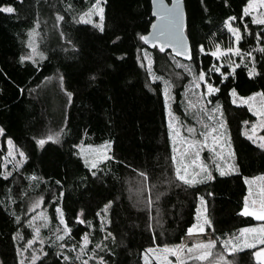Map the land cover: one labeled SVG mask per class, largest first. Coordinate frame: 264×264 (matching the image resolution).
<instances>
[{"label":"trees","instance_id":"1","mask_svg":"<svg viewBox=\"0 0 264 264\" xmlns=\"http://www.w3.org/2000/svg\"><path fill=\"white\" fill-rule=\"evenodd\" d=\"M91 2L0 0V5L15 9L11 14L0 12L2 141L11 138L27 157L16 180L0 177V264H18L20 255L16 250L20 248L22 252L31 236L24 225L28 215L25 200L30 195L41 198L49 217L48 227L40 230L47 256H41L36 264H61L62 257L55 255L57 251L75 257L71 249H79L84 233H89V255L96 243H102L110 251L96 250L97 255L103 256L108 264H144L147 247L181 241L195 221L198 197L204 198L207 219L212 225L206 226V230L220 238L218 244L226 235L256 221L253 216L241 214L246 193L244 178L264 173V150L242 135L248 125L243 121L250 124L254 115L245 105L233 104L229 95L233 88L242 97L264 92V54L255 50L264 46L262 27L252 24L249 16H244L243 21L239 19L247 0H184L187 18L184 31L196 53L194 62L182 60L169 51L161 53L139 40L138 34L144 35L153 20L150 0H104L103 31L76 21ZM57 15L63 17L59 23ZM229 16L237 17L232 24L240 28L243 36L238 48L242 53L252 51V57L244 55L245 63L240 60L225 82L214 77L220 91L211 97V105L218 101L222 107L239 170L224 176L214 173L213 180L192 186L179 184L171 165L172 142L163 82L149 77L142 51L152 52V71L156 76L169 77L166 76L169 68L174 66L175 72L187 81L191 75L176 67L174 61L191 63L197 73L208 72L214 59L209 54L201 55L198 46L207 49L213 43L228 46L230 36L223 21ZM37 22L45 56L37 62H21L27 50L28 33ZM245 23L247 33L243 30ZM257 33L262 34L259 40ZM253 60L261 74L250 78L247 71ZM50 77H54L51 82ZM66 92H72L71 100ZM171 92V110L188 118L184 83H174ZM49 135L54 139L48 140ZM37 139L45 140L43 146L37 145ZM106 141L111 142L109 155L114 159L103 161L90 171L77 145L80 142L99 145ZM92 171L97 173L95 177ZM140 171L148 173V186L142 185ZM33 175L37 179L29 180ZM57 180L61 181L59 185ZM148 198L154 201L150 210ZM108 201L113 203L105 213ZM58 204L72 230L64 241L69 247L63 250L53 245V233L63 226L55 211ZM98 212L101 216H97ZM78 213L82 220L91 222V228L76 221ZM17 216L19 222L15 220ZM102 218L110 221L104 225L106 231H101ZM107 232L112 237L105 239ZM253 251L243 249L229 256L233 264H258ZM89 255L71 264H82ZM89 264H96V260L90 259ZM149 264L157 263L151 260Z\"/></svg>","mask_w":264,"mask_h":264},{"label":"snow or ice","instance_id":"2","mask_svg":"<svg viewBox=\"0 0 264 264\" xmlns=\"http://www.w3.org/2000/svg\"><path fill=\"white\" fill-rule=\"evenodd\" d=\"M104 0H93L91 2L90 7L84 12H82L79 16V21L85 24H90L95 28H98L100 31L104 30V19H105V9L102 6ZM153 4H157V0H153ZM258 9H264V0H247L246 5L243 7V16L239 19L243 21L244 16L251 15V23L256 25H264V11H257ZM15 11L14 7L11 5H0V12L11 14ZM156 20L152 23L153 32L148 33L147 35L138 34L139 40L143 41L145 44H151L153 47H158L161 53L165 52L167 47H171L173 52L178 56L185 57L188 61L194 62L196 53L186 42L187 37L185 35V22H184V12L181 7L180 0H172V5L166 6L163 4V0H159V5L156 10L153 12ZM93 17H98L99 20L95 21ZM62 16H57V20H62ZM237 20L235 16H229L223 21L224 28L227 29V32L231 34L234 38L233 43L237 44L242 39L243 36L241 34V30L238 27L233 26L232 21ZM244 32H248V25L244 24ZM32 35V32L29 33ZM257 39L262 38L261 33L256 34ZM29 47L32 50L33 54H39L41 57L42 53H37L36 48L32 43L29 44ZM256 51H260L264 54V46H260ZM198 51L201 55L209 54L211 57L217 60H223V63H227L229 67V72L221 71V66L213 65L209 68L208 72L203 70L198 73L192 68L191 63L189 64H177L176 67L183 68L185 72L193 77L191 81V86L195 89H199L202 86L206 89L205 92L202 93L203 97H206V100H197L196 103L189 101V107L195 108L199 105V111L202 112L209 121H214L216 126H210L205 124V130L201 131L199 135L203 137V139H196V131L194 127H188L186 131L190 134V137H185L182 140L184 150L179 153V157L177 156V148H172V165H173V175L175 180L182 182L184 185L192 186L196 183L203 181H211L214 179L212 171L208 167V165L200 163V151L198 148L207 147L211 153L214 154V158H219L220 160L225 159V151L227 149H231L230 138L226 137L225 129L227 127L226 120L224 119V113L219 102H216L215 107L211 108L212 115L208 114V109L205 107V104L210 105L212 103L211 97L215 95V93L220 91V88L212 82H209V77L212 73H218L221 78L220 82L223 83L224 79L234 73L236 65L229 57L228 54L231 53L233 55L241 56V63H245L244 55L252 57V51H248L247 53L241 54V50L238 47H226L221 48L219 44L215 45V49L206 52L204 45L198 46ZM145 60L148 61L147 68L148 74L151 79L154 80H162V77L156 76L152 71V62L148 59V53L144 54ZM33 59V55L21 56L20 60L23 62L24 60ZM139 59V58H138ZM175 62V61H174ZM143 67L144 64L142 63ZM247 67V65H245ZM261 73L256 68V62L253 60L252 67L248 68L247 75L252 78L254 76H259ZM177 76L179 73L176 74ZM92 79H95L93 76ZM164 88L163 95L165 97V110L168 111L167 100L170 95V90L172 88V84L168 80H163ZM187 90V89H186ZM67 97L71 100L72 92H66ZM229 95L233 97L232 103L236 104L237 100L241 104L247 105L249 112H251L255 117H257L256 122L251 124L250 132L245 131L242 132V135H245L246 138L252 142V144L258 146L261 150H264V135H258L260 130H264V92H254L246 97H240L237 94L235 88L231 89ZM259 97V102L257 103L256 98ZM218 113V116L216 115ZM176 117L174 115L171 116V119L168 123L169 128V138L172 139L173 133L178 136L179 132L176 131L174 127V123L176 122ZM245 125L249 124V121H243ZM4 129L0 128V134H3ZM58 135V134H57ZM48 140H53L54 137L52 135L47 136ZM10 146L8 156H14L15 151L13 150V142L11 138L7 141ZM36 143L38 146H43L45 143L44 139H37ZM109 141L105 142V146L110 147ZM105 146H101V149H93L91 145L88 148L91 150V160L85 159V165L91 171L92 169L97 168L98 164L103 161H108L114 159L113 156L108 154L107 148ZM103 149V150H102ZM219 149V151H218ZM80 154H84V149L81 148ZM234 153L228 151L227 158L231 160L234 157ZM19 161H16V167L19 168L20 164H22L26 159V155L23 151H19ZM191 159V163L187 161ZM229 171H238L239 169L232 164L228 166ZM216 171L219 172L221 176L226 175V171L219 165H216ZM91 174L95 177L97 173L92 171ZM0 175L4 176L5 179L11 175V173H0ZM139 176L142 178V185L148 186L150 177L146 171H140ZM29 180L37 179L34 175L28 177ZM261 179L264 180V176L261 177H253L252 180ZM245 182L250 184L252 181H249L248 178H245ZM61 183L60 180L56 181V184L59 185ZM62 196L63 193L61 192ZM162 193L157 196V200L160 199ZM55 199V197H54ZM200 200V204L197 206V223L192 224L187 228V234L192 235L194 232L196 233H204L205 225L211 227V222L207 219L206 216L202 217L200 215L201 206L205 204L203 197H198ZM39 200H37L32 207L39 206ZM112 201H108L104 205V212L106 213L108 208L112 205ZM154 201L151 198L147 200V208L150 210L153 206ZM31 211V208L29 209ZM57 213V219L60 225H63V228H57L54 235L53 245L57 246L59 249L63 250L66 247H69L64 241L65 237L69 236L72 231L66 223L64 218L63 210L58 204L55 209ZM159 212V209H157ZM241 214L244 216H253L258 221H264V188L261 189V198L257 202L255 200L252 201L251 210L250 205L248 204V197H245V204L241 210ZM97 216H101V213L98 212ZM76 221L79 223H87L91 228L92 224L89 221H85L81 219V214L78 213L76 216ZM149 219H152L151 214L149 215ZM17 222L20 221V217H15ZM36 220H42L43 223L39 225V227L35 226L34 222ZM48 216L41 212L37 215L33 216L31 220L26 221L27 225L33 229L32 238L28 239L26 244H24L23 248L25 250L31 249L30 258L26 260H18V264H36L38 260L41 259V256H47V253L43 249V244L45 241L40 239V228L48 227ZM110 221L104 220L102 218L101 223V231H106L105 224ZM159 223V221H157ZM152 227V224H149V228ZM112 237L111 232H107L105 239ZM15 235L13 236V240H15ZM209 239L207 241H200L196 243H192L190 247H187L186 253L185 248L186 245L178 244L173 246L164 245L163 247L156 248H148L146 249V255L144 257V264H149V258L147 254H153L154 259L157 261V264H173L171 260L168 259L169 255L175 256L176 261L175 264H186L187 261H193L194 264L196 261L204 262L207 261L210 256L213 255L212 249L215 247L217 240ZM39 240L41 248L39 250L35 249L33 246L34 241ZM90 243L89 233H84L80 238V246L79 249H71L75 251V257H72L68 254H65L63 251H57L55 255L57 257H62L61 264H71L73 260L80 261L81 257L84 255H89L87 249ZM221 245L224 253L229 255L233 253H237L242 251L243 249H256L252 252V256L258 262V264H264V224L259 225L258 227H244L239 229L238 235H233L229 238L221 240ZM259 246V247H257ZM96 250L101 251H110L107 245H102V243H96L94 248L91 250V254L89 255V259H85L82 261V264H89L90 259L96 260V264H108V261L105 260L103 256H98ZM17 255L21 254V249L17 248ZM213 264H231V262L227 259V257L223 254H218L213 261Z\"/></svg>","mask_w":264,"mask_h":264},{"label":"rangeland","instance_id":"3","mask_svg":"<svg viewBox=\"0 0 264 264\" xmlns=\"http://www.w3.org/2000/svg\"><path fill=\"white\" fill-rule=\"evenodd\" d=\"M102 6H103V4H102ZM88 7H90V5L87 6L82 12L86 11L88 9ZM257 11H264V9H258ZM80 14H79V16H80ZM57 16H60V15H57ZM79 16L76 19L77 22H80L79 21ZM248 16L251 18V15H248ZM93 19L95 21H98L99 20L98 17H93ZM57 23H59L58 20H57ZM38 25L39 24L37 22L35 24V26L30 30V32H32V35L31 36L29 35L30 32L28 33L27 50L23 54V56L33 55V59H31V60L34 61V62H37V61L41 60L45 56V52L41 49V46H40V37H39V33H38V27L39 26ZM260 26L262 27V30H263V41H264V25H260ZM229 36H230V42H229V45L228 46H222V45L219 44L222 49L223 48H226V47H229V46L238 47L237 46L238 44H234L233 43V39L234 38L231 36L230 33H229ZM30 43H32L34 45V47L37 50V53H42L43 54L42 57L39 54H33L32 53V50L29 47V44ZM216 44H218V43H213L211 48H208V49L205 48L206 49V52H210V51L214 50ZM145 52H146L145 50L142 51L143 57H144ZM147 53H148V59L151 60V62H152V52L147 51ZM241 54H243V53L241 52ZM228 57L236 65H238L239 62H240V60H241V56L240 55H233V54L229 53L228 54ZM213 59H214V62L212 63L211 67L213 65H216V66H221L222 65L221 71H223V72H229V67H228V64L227 63H223V60L222 59L221 60H217L215 58H213ZM146 62L148 63L147 60H146ZM174 63H176V65L177 64H181L180 62H177V61H175ZM169 69L170 70L168 71V74L166 75V76H169V77L163 78L162 79V82H163V80L170 81L171 84H172V88L174 86V83H176L178 81L179 82L182 81V83H184V85H185V93H184L185 95H184V98H185V101H186L185 113L189 115L188 118L186 116L180 117L178 114H175L171 110V107L169 106V103L173 100V95H172V92L170 90V95H169V98L167 100V104H168V111L166 112L167 121H168L167 123H169V120L171 119V116L172 115H174L177 118L176 119V122L174 123V127H175L176 131L179 132V135L177 136L175 134V132H174L173 133V137L170 140L172 142L171 143L172 144V148L173 147H176L177 148V156L179 157V153L184 150V146H183V143H182L183 138H185V137L192 138V137H190V134L186 131V129L188 127H194L195 128V131H196L195 138L202 140L203 137H201L199 135V133L201 131H204L205 130V127H204L205 124L210 125V126H213V127L216 126V125H215V122L214 121L207 120V117L202 112L199 111V105H197V107H195V108H190L189 107V101H192L193 103H196L197 100H206L207 99L206 97H203L202 96V93L205 92L206 89L203 86L201 88H199V89L193 88L191 86V81L193 79L192 76L189 78V80L183 81L182 80L183 78H182V76L180 74L178 76L176 75L177 73L174 70V66H170ZM224 69H226V70H224ZM216 76L218 78H220L218 73H212L210 75V77H209V82H212V83L215 84L214 77H216ZM53 79H54V77H50L48 79V81L51 82ZM55 79H56V77H55ZM225 80L226 79H224L223 82H225ZM215 85L218 86V84H215ZM163 88H164V84H163ZM240 97H242V96H240ZM231 100H233V97H231ZM256 101H257V103L259 102V97L256 98ZM236 104H241V103L239 102V100H237V103ZM245 106L247 107V105H245ZM205 107L208 109V114L209 115H212L211 108L215 107V105L205 104ZM216 115L218 116V113ZM256 120H257V117L254 116V120L251 121V123L248 124L244 128V132L245 131L250 132V130H251V124L254 123V122H256ZM225 133H226V137L229 138V136H228L229 134H228L227 128L225 129ZM258 135H264V130H260L258 132ZM8 139L9 138H4L3 141H2V134H0V173H9L10 172L11 175L8 176L7 179L16 180V174L18 172V169H20V167H21V165L23 163L20 164L19 168H17L15 162L16 161H19V159H20V157H19V151H23V150L20 147L16 146L14 144V142L12 141L13 142V150L15 151V155L14 156H8V152H9V149H10V146L7 143ZM89 145H91L93 149H101V146H105V143H102V144H99V145H93L91 143H83V142H80L77 145V150H78V153H79V155H80V157H81V159L83 160L84 163H85V159L86 158L89 159V160H91V158H92L91 155H90L91 150L88 148ZM81 148L84 149V154L83 155L80 154ZM105 148H107V151H108V154H109V148L110 147L105 146ZM198 150L200 151V161L199 162L208 165V167L212 171V174H214V173L219 174V172L216 171V165L217 164H219L226 171L227 174L233 172V171H229L228 166H229V164L235 165L234 157L231 160H229L227 158L228 151H231L232 149H227L225 151V159L224 160H220L219 158H214V154L211 153L207 147H201V148H198ZM218 151H219V149H218ZM172 155H173V153H172ZM191 159L192 158H189V160L187 162L188 163H191ZM171 165H172V161H171ZM172 168H173V165H172ZM261 176H264V173H261V174H258V175H254V176L245 177V178H248L249 181H252V183L250 185V184H248V183L245 182V184H246V193H245L244 198H243V207H244V204H245V197L246 196L248 197V204L250 205V210H251L252 201L255 200V201L258 202L260 200V198H261V189L264 188V180L256 179V180L253 181L252 178L253 177H261ZM0 177L4 178V176H2V175H0ZM245 178H244V181H245ZM174 179H175V177H174ZM176 182L177 183L179 182V184H183L182 182L177 181V180H176ZM37 200H39V202H40L39 203V206L38 207H32V205ZM25 203H26V205H25L26 215L28 214L26 221L31 220L33 216H35V215H37L38 213H41V212L45 213L48 216L47 209L44 207V205H43L42 200H41L40 197H38L36 195H30L25 200ZM199 204H200V200H199L198 205ZM30 208H31V211L29 210ZM206 212H207V208H206V204H204L203 206H201L200 215L202 217H204V216L207 217ZM196 217H197V212L195 214V221H194V223H197L198 222L197 219H196ZM48 220H49V217H48ZM41 223H43L42 220H36L34 222L35 226H37V227H39V225ZM261 224H264V221H258V220H256L253 224L248 225V226H244V227H258ZM24 225L26 226V228L28 227L30 229L31 236H30L29 239H31L32 238V234H33V229L31 227H29L27 225V223H25ZM206 226L207 225H205V231H204V233H196V232H194L192 235H188L187 234V231H186V234L181 238V241L179 243H176V244H164V245L173 246V245H178V244H184V245H186V248H185V253H186L187 247H190L192 243H196V242H200V241H207L209 239H216L214 236H212V234H211L210 231L206 230ZM244 227H241V228H244ZM41 228H40V230H41ZM60 228L62 229L63 226L60 227ZM239 229L236 230V231H233L231 234L226 235L225 238H223V239L229 238V237H231L233 235H238L239 234ZM40 239H41V237H40ZM164 245H153V246L147 247L146 249H148V248H156V247H163ZM32 247H34L35 249L38 250V248H40L39 240L34 241V244H33ZM257 247H259V246H257ZM146 249H145V251L143 253V259H144L145 255H146ZM255 250L256 249H254V251ZM212 252H213V255L210 256L207 261H204V262L196 261L195 264H213V261L215 260V258H216V256L218 254L225 255L227 257V259L231 262V264L234 263V261L229 256V254L224 253L223 248H222V245H221V242H220V244L216 243L215 247L212 249ZM30 254H31V249H28V250L23 249L22 252H21V254H20V260H26L27 258H30ZM147 255H148V258H149V262L151 260H154L157 263V261L154 259L153 254H147ZM168 259L171 260L173 262V264H175V261H176V257L175 256L169 255ZM186 264H194V262L193 261H187L186 260Z\"/></svg>","mask_w":264,"mask_h":264},{"label":"water","instance_id":"4","mask_svg":"<svg viewBox=\"0 0 264 264\" xmlns=\"http://www.w3.org/2000/svg\"><path fill=\"white\" fill-rule=\"evenodd\" d=\"M180 3H181V7H182V9H183V12H184V22H185V25H186V10H185V4H184V0H180ZM163 4L164 5H166V6H171L172 5V0H163ZM158 5H159V0H157V4L156 5H154L153 4V0H150V6H151V14H152V16H153V20H152V22L150 23V25H149V28H148V31L144 34V35H147L148 33H150V32H153L154 31V29L152 28V23L156 20V17H155V15H153V12L156 10V8L158 7ZM186 35V34H185ZM187 37V36H186ZM186 42L188 43V45L190 46V42H189V40H188V38H187V40H186ZM149 48H152L153 46L149 43V44H146ZM191 47V46H190ZM158 50H159V48L158 47H156ZM165 51H169L172 55H175V56H177V57H179L180 59H182V60H187L185 57H183V56H178V55H176L174 52H173V50H172V48L171 47H167L166 49H165Z\"/></svg>","mask_w":264,"mask_h":264}]
</instances>
